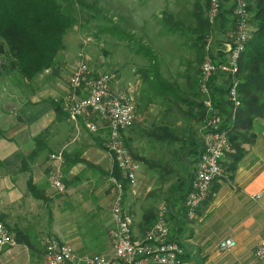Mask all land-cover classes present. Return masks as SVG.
Segmentation results:
<instances>
[{
	"label": "crops",
	"instance_id": "obj_1",
	"mask_svg": "<svg viewBox=\"0 0 264 264\" xmlns=\"http://www.w3.org/2000/svg\"><path fill=\"white\" fill-rule=\"evenodd\" d=\"M50 70L45 71L44 74H48ZM128 81V79L122 80V76L119 77L113 82V90L118 93H131L135 102L136 91L134 92L130 84H126ZM3 91H6V88L0 86V93ZM59 93H62L64 97L65 87L60 89ZM51 96L53 95H47L44 100L39 97L37 102L20 100L21 103L13 106L16 114L12 111V114L7 116V122L10 119L13 122L17 116L21 119V122L17 124V134L13 145L17 152L14 154L18 156H15L14 160L17 159L14 162L12 158L5 161L0 159L10 166L12 175H19L24 173L22 160L20 166H16V162L20 159L19 155L23 159L27 156L26 154L30 156L34 151L39 150L38 158L32 161L30 172H26L29 174L25 188L28 190V179L32 176L39 192L46 197L48 203H51L55 198V191L49 181L50 155L63 152L64 184L70 183L65 194L58 197V200H62L64 208L58 210L61 213L53 212L55 214L53 224L47 230L19 226L22 236L31 235L25 239L23 237L16 239L12 232L15 244L1 250L0 257L3 264H47L45 250L48 238L46 239L45 236L56 237L69 245L78 258L90 254H112L108 235L109 205L105 200L102 201L104 195L98 193L99 189H96L95 183L90 185L88 181L94 177L93 173H98L97 179L99 183L101 180L103 183L104 177L101 175L107 176L113 169L105 147L108 131L102 122L99 129L101 131L96 136L83 133V122H78V125L82 126L78 129L77 123L69 120L66 113L65 117L59 116L50 102ZM2 105L3 103H0L1 121L5 120ZM156 118L151 117L149 108L137 104L134 122L124 133V144L140 165L136 183L123 201L125 212L132 217V231L137 238L143 237L159 208H155L153 197L148 195L151 187H147L143 181L146 178L145 175L147 176L151 173L150 170L154 169L151 161L144 156L152 155L153 152L150 149L153 147H156V152L161 149L178 148L179 151L186 149L181 140L183 137L180 135L185 127L183 119L179 118L177 122L175 116L166 111H162V115ZM240 133L238 144L244 151L243 156L234 170L230 171L229 167L233 163V148L224 155L221 165L227 178L217 182L218 190L198 208L196 221L187 222L185 215H179L178 207H172L176 204L175 201L170 203L168 208L167 223L170 237L180 243L185 251L186 260L191 264H254L255 249L264 239V118L254 119L251 129L240 131ZM191 135L188 134L185 140L188 141L192 137L194 139L192 146H197L199 141L196 142V139L198 140L200 136L196 129L195 134ZM141 144L148 150L142 149ZM3 145L0 149L4 155L8 154L9 146ZM86 171L89 172L86 173ZM83 181L86 182L83 183ZM165 188L164 186L160 194L164 198L167 197ZM80 190L85 192L89 190L88 196L91 198L84 197L79 201L74 199L72 194ZM26 196H30L33 201H42L35 199L30 192ZM255 196H259V199L256 200ZM23 203L25 202L21 201L20 204L23 205ZM72 206H76L75 209L82 212V223L80 220L74 221L65 214V211ZM226 239H233L236 244L230 253L221 252L219 249V244Z\"/></svg>",
	"mask_w": 264,
	"mask_h": 264
},
{
	"label": "rangeland",
	"instance_id": "obj_2",
	"mask_svg": "<svg viewBox=\"0 0 264 264\" xmlns=\"http://www.w3.org/2000/svg\"><path fill=\"white\" fill-rule=\"evenodd\" d=\"M83 2L85 4L82 6L77 3L63 4L65 14L70 16L74 23L66 31L64 49L59 53L55 65L48 74L42 73L33 81L27 82L21 78L17 70L10 68L9 64L12 58L6 52L7 50L0 53V71H3L0 72V86L6 88V91L0 93V103H3L2 110L3 116H5V120H0V143H2L0 146L4 144L3 146H9L10 149L9 153L5 155L0 149V158L4 161L12 158V162H14L17 159L14 160L15 156H18L14 154L17 152L13 145L17 134V124L21 122V119L17 116L13 122L11 119L7 122V116L11 115L12 111L16 114L13 106L21 103L20 100L37 102V98L40 97L41 100H44L47 95L52 94L50 102L58 99L65 112V98L71 75L79 63H86L93 75L112 74L114 81H117L121 76L122 80L128 79L126 84H130L134 92L136 91L135 105L149 108L152 118L157 119L156 117L162 115V111H166V113L174 115L177 122L179 118L183 119L185 127L180 135L183 137L181 140H183L182 143L186 149L180 151L178 148L161 149L156 152V147H153L150 149L153 154L144 156L154 166V169L150 170L151 173L145 175L146 178L143 180L147 187H151L148 195L153 197L156 209L161 205H166L169 208L170 203L178 201L182 182H185L193 174L195 165L191 163H193L195 155L185 156L183 153L194 144L192 137L195 135L191 134H195V129L200 136L196 142L201 143L203 133L205 113L198 89L199 69L206 53V45H210L211 49L218 48L229 39L232 30L229 3L225 2L219 18L213 25L208 23L209 31L199 41L197 35L192 31L196 26L195 14L202 12L205 17L208 0H83ZM165 15H170L174 21L180 22L187 30V36H183L181 32L172 31L166 26L163 22ZM114 25H117L116 32L113 31ZM251 26L254 30L252 20ZM185 29L183 32L186 31ZM197 41L200 44L203 42V46L197 45ZM1 44L2 41H0V46ZM140 45L151 50L155 58L149 57L150 59L158 61L162 84L154 82L153 62L142 52H139ZM216 83H218L217 86L226 87L222 79L218 78ZM63 87H65V98L62 97V93H59ZM184 100L186 102H183ZM91 119L98 126L103 122L95 116H92ZM78 122L76 126L80 129L82 126L78 125ZM83 133L92 136L97 134L89 133L85 127ZM188 134L192 137L186 141ZM142 145V149L147 151L146 146ZM26 155L30 166L32 161L39 156L32 160L29 154ZM19 157L16 166L21 164L22 157L21 155ZM2 163L3 166L0 164V185H2L0 187V223L10 229L16 239L31 236L29 234L22 236L19 226L25 225L24 228L28 229L47 230L53 224L55 215L53 212H59L58 210L64 208L62 200H58V197L65 194L70 183L64 184L63 178L65 191L59 192L53 189L55 198L51 203H48L47 200L33 201L30 196H26L29 192L25 188V182L29 173L12 175L9 170L10 166L5 162ZM223 171L225 172V170ZM88 172L86 171V173ZM97 175L98 173H93L94 177L88 179L89 184L95 183L96 189H99L98 193L104 195L102 201L108 202V209H110L113 197L112 187L107 176L101 175L104 177L102 178L103 183L102 180L99 183ZM136 180L133 183L128 182L127 189L124 190V199L131 192ZM164 186L167 195L165 198L160 196ZM88 195L89 190L87 192L80 190L72 194L77 201L84 197L90 199L91 197ZM56 198L57 204H55ZM21 201L25 203L21 205ZM75 208L76 206H72L65 211V214L74 221L80 220L82 223V212ZM196 219L186 220L194 223ZM110 227L111 222L108 231ZM45 237L46 239L51 238ZM74 254L78 256L75 251ZM84 256L86 255L80 257Z\"/></svg>",
	"mask_w": 264,
	"mask_h": 264
},
{
	"label": "built area",
	"instance_id": "obj_3",
	"mask_svg": "<svg viewBox=\"0 0 264 264\" xmlns=\"http://www.w3.org/2000/svg\"><path fill=\"white\" fill-rule=\"evenodd\" d=\"M226 1L231 10L232 30L229 39L218 48L211 49L210 45H206L198 74V89L202 97L205 121L201 137L202 153L195 165L190 190L183 203L185 217L189 221L196 219L197 210L207 200L214 182L227 178L221 161L232 150L226 131L221 129V112L212 102V78L217 77L227 82L225 99L231 107L232 118L241 106L238 73L242 54L251 38L252 14L249 0H208L205 18L209 24L213 25L219 18ZM113 82L112 74L93 75L86 63H79L68 84L65 112L74 123L82 119L85 129L91 134H96L100 129L92 121V116L104 122L108 131L105 145L108 156L121 177L133 183L140 165L123 140L125 131L135 119V102L131 93L115 92ZM50 161V185L52 189L64 192V153L51 154ZM108 181L113 192L109 209L111 227L108 231L112 254H90L78 258L68 245L51 237L46 240L47 264H191L186 260L180 243L170 237L168 207L161 205L151 226L143 237L137 238L132 231V217L123 208L125 192L122 181L111 174ZM254 198L257 200L259 196ZM14 244L11 230L0 223V252L4 247ZM235 245L233 239H226L219 244V249L230 253ZM0 264H3L1 257ZM254 264H264V239L255 249Z\"/></svg>",
	"mask_w": 264,
	"mask_h": 264
},
{
	"label": "trees",
	"instance_id": "obj_4",
	"mask_svg": "<svg viewBox=\"0 0 264 264\" xmlns=\"http://www.w3.org/2000/svg\"><path fill=\"white\" fill-rule=\"evenodd\" d=\"M75 3L81 6L85 4L83 0H61V2L60 0H0V41H2L0 53L5 52V49L7 50L6 52L12 58L9 64L10 68L17 70L23 80L31 82L55 65L59 53L64 49L65 33L74 23L73 19L65 14L63 4ZM249 10L252 14L251 20L254 30H252L251 38L246 44L240 60L238 93L241 106L234 118L231 115V107L225 99L226 87L215 84L217 77L212 78L210 82L213 105L220 110L223 118L221 129L226 131L234 150L232 154L233 163L229 167L230 171L234 170L243 156L244 151L238 144L241 137L240 131L250 130L254 119L264 118V0H249ZM229 12L231 13L230 9ZM203 14L202 12L195 14L196 26L192 30L199 41L209 31L208 22ZM163 19L164 24L172 31L181 32L183 36H187V30L180 22L174 21L170 15H165ZM116 26H113L114 32H116ZM184 29L185 32H183ZM199 41L196 42L197 45L200 44ZM200 45L202 47L203 42ZM139 52L148 58H155L151 50L143 45L139 46ZM150 60H152L154 67L152 70L154 82L162 84L158 61ZM224 82L227 85V82ZM51 102L59 116L65 114L60 102ZM38 153L39 150L34 151L30 155L31 159H35ZM201 153V143H198L197 146L188 148L184 155H195L191 164L196 165ZM0 164L3 166L1 161ZM22 171L24 173L30 172V165L26 156L22 159ZM110 174L122 181L124 190L127 189L129 183L121 177L116 166H113L112 171L107 176ZM192 177L193 174L185 182H182L178 201L172 206L173 208L178 207L177 212L181 216L185 215L183 203L190 190ZM27 186L35 199L46 200V197L35 186L32 176L29 177ZM218 188L219 185L214 182L207 200Z\"/></svg>",
	"mask_w": 264,
	"mask_h": 264
}]
</instances>
